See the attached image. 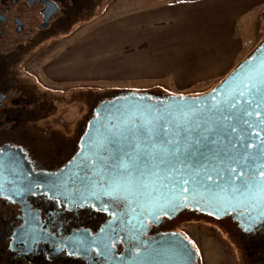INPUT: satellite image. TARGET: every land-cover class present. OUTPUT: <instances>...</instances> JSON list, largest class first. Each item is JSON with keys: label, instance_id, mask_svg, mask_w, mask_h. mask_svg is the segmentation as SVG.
Wrapping results in <instances>:
<instances>
[{"label": "water", "instance_id": "1", "mask_svg": "<svg viewBox=\"0 0 264 264\" xmlns=\"http://www.w3.org/2000/svg\"><path fill=\"white\" fill-rule=\"evenodd\" d=\"M15 152L17 160H6ZM21 156L0 147V193L19 199L37 187L65 201L91 198L114 215L91 237L100 255H110L119 235L143 236L148 220L188 205L215 217L233 213L251 227L264 217V40L201 94L124 91L100 100L79 150L57 172L2 166ZM143 243L105 264H198L179 231Z\"/></svg>", "mask_w": 264, "mask_h": 264}, {"label": "flooded vegetation", "instance_id": "2", "mask_svg": "<svg viewBox=\"0 0 264 264\" xmlns=\"http://www.w3.org/2000/svg\"><path fill=\"white\" fill-rule=\"evenodd\" d=\"M96 6L97 0H0V147L8 145L19 150L24 159L21 163L2 166H28L33 173L57 172L79 150L93 109L84 132L73 143L62 138L43 143L31 131L29 122L44 114V101L39 97L34 99V82L21 74L18 62L25 55H34L30 48L57 39V35L88 17ZM22 63L26 66L27 62ZM58 64L59 58L52 69L60 76L54 68ZM49 65L42 69V76L52 81L48 76ZM46 152H51L53 159H45ZM13 155L14 158L6 157V160H17L18 153ZM23 190L15 195L19 199L0 193V264H105L125 252L144 248V239L169 231L181 232L174 224L190 217H207L221 223L248 264H264V217L249 227L240 225L233 213L215 217L188 205L173 215L148 220L143 236L119 235L112 242L114 250L110 255H100L90 245L91 237L113 218V213L97 206L91 198L65 201L37 187Z\"/></svg>", "mask_w": 264, "mask_h": 264}, {"label": "crops", "instance_id": "3", "mask_svg": "<svg viewBox=\"0 0 264 264\" xmlns=\"http://www.w3.org/2000/svg\"><path fill=\"white\" fill-rule=\"evenodd\" d=\"M121 10L54 68L67 78L102 68L144 89L208 91L260 41L253 23L264 24V0H129Z\"/></svg>", "mask_w": 264, "mask_h": 264}, {"label": "rangeland", "instance_id": "4", "mask_svg": "<svg viewBox=\"0 0 264 264\" xmlns=\"http://www.w3.org/2000/svg\"><path fill=\"white\" fill-rule=\"evenodd\" d=\"M128 3L129 0H97V6L88 17L57 35V39H50L33 46L30 51H34V55L32 57L25 55L18 62L21 74L28 77L29 82H34V99L39 97L44 101V114L33 122H29L31 131L41 141L43 140V143L50 144L52 138H62L66 143L68 140L73 143L78 139L80 133L84 132L85 123L94 106L102 99L111 98L116 92H145L154 95H198L206 92L144 89L145 85L140 83L107 78L105 70L102 68H97V70L91 68L92 72L83 70L85 73L80 76L71 75L68 76L69 78L53 73L52 65L57 58L61 60L64 57V50L71 48L81 36H87L98 25L105 24L106 20L120 17L122 13L126 15L127 10L121 9L126 8ZM252 31L253 42L259 36L261 37L253 48L254 50L264 40V24L259 26V24L253 23ZM24 60L27 62L26 66L22 63ZM48 63H50L48 76L52 81L42 76ZM99 74L102 77H99ZM64 78L66 80H63ZM57 79L64 82H56ZM42 142L40 143L43 145ZM68 152L64 153V156ZM62 156L63 154L57 159ZM52 157L51 152H46L44 156L45 159H53ZM174 228L180 230L191 241L197 251L198 264H248L244 260V256L239 253L234 239L226 232V228L215 220L207 217H190L176 222ZM190 236L195 237L198 244Z\"/></svg>", "mask_w": 264, "mask_h": 264}, {"label": "snow or ice", "instance_id": "5", "mask_svg": "<svg viewBox=\"0 0 264 264\" xmlns=\"http://www.w3.org/2000/svg\"><path fill=\"white\" fill-rule=\"evenodd\" d=\"M160 162H161V164L165 163V161L163 159H161ZM132 163H133V161L129 159L128 164L131 165ZM121 167L124 168V167H126V165L122 163ZM262 175H264V173H262ZM207 179L211 180V176L207 177ZM242 187H247V185H244Z\"/></svg>", "mask_w": 264, "mask_h": 264}, {"label": "trees", "instance_id": "6", "mask_svg": "<svg viewBox=\"0 0 264 264\" xmlns=\"http://www.w3.org/2000/svg\"><path fill=\"white\" fill-rule=\"evenodd\" d=\"M171 1H176V0H171Z\"/></svg>", "mask_w": 264, "mask_h": 264}]
</instances>
